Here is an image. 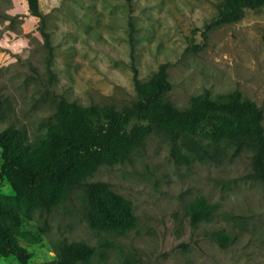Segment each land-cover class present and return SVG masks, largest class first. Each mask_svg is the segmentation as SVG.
<instances>
[{
    "label": "rangeland",
    "instance_id": "rangeland-1",
    "mask_svg": "<svg viewBox=\"0 0 264 264\" xmlns=\"http://www.w3.org/2000/svg\"><path fill=\"white\" fill-rule=\"evenodd\" d=\"M39 2L44 23L26 0H0V130L14 125L40 144L56 121L57 95L121 108L138 97L135 75L149 79L164 62L168 98L179 107L207 89H238L264 109V6L206 30L223 0ZM207 146L216 159H176L169 138L154 132L129 158L100 166L91 179L111 182L133 205L134 219L120 215L128 227L119 231L92 227L81 191L50 211L28 210L0 175V198L21 211L18 232L32 252L25 262L0 254V264L53 260L63 241L95 246L88 264L131 255L150 264H264V182L249 176L253 152L224 141ZM200 195L213 215L194 227L187 210ZM216 229L235 241L221 247L206 236Z\"/></svg>",
    "mask_w": 264,
    "mask_h": 264
},
{
    "label": "trees",
    "instance_id": "trees-1",
    "mask_svg": "<svg viewBox=\"0 0 264 264\" xmlns=\"http://www.w3.org/2000/svg\"><path fill=\"white\" fill-rule=\"evenodd\" d=\"M26 1L30 13L44 23L39 0ZM263 6L264 0H223L206 30L238 21L247 8ZM134 82L137 99L121 108L113 104L83 105L57 95L56 121L40 144H30L23 130L14 125L0 130V175L10 181L16 202L22 201L28 210L50 211L81 191L83 214L92 227L126 230L128 226L119 216L133 220V205L111 182L91 177L100 166L129 158L154 132L169 138L171 155L176 159H187L188 152L200 160H214L217 152L207 144L221 141L237 150L251 149L249 176L264 182L263 107L238 89L217 96L207 89L192 96L187 107H179L168 98L172 82L167 62L149 79L136 74ZM207 125L211 131L201 129ZM187 213L195 227L204 219L210 220L213 204L204 195L197 196L189 203ZM23 219L17 207L0 198V254L15 255L21 262L32 255L18 232ZM206 236L223 248L236 239L224 229L209 231ZM95 253L96 247L86 241H63L57 245V257L34 264H88ZM116 264L150 263L131 255Z\"/></svg>",
    "mask_w": 264,
    "mask_h": 264
}]
</instances>
